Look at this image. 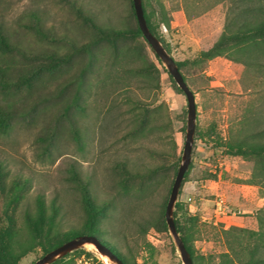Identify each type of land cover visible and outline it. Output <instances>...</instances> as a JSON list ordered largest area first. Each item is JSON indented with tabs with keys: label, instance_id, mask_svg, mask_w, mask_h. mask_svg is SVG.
<instances>
[{
	"label": "rangeland",
	"instance_id": "1",
	"mask_svg": "<svg viewBox=\"0 0 264 264\" xmlns=\"http://www.w3.org/2000/svg\"><path fill=\"white\" fill-rule=\"evenodd\" d=\"M158 1L169 27L157 21ZM150 2L162 45L187 61L181 71L195 96L191 159L177 200L198 217L196 254L203 263L218 261L234 233V247L247 257L255 243L264 245V176L258 157L229 154L223 142L264 141V134L247 137L264 130V67L246 69L221 56L191 62L219 36L230 0ZM83 15L105 26L137 24L129 0H0V27L11 44L0 52V110L8 117L0 130V222L7 223V212L27 237L24 215H35L41 194L48 214L52 201L58 206L59 232L83 231L91 212L85 186L99 211L93 228L101 239L127 259L183 264L168 229L143 233L140 227L166 205L181 163L186 96L142 37L96 43L93 57L79 50L92 35ZM115 47L136 48L137 56L114 60ZM15 180L22 188L8 204ZM219 196L226 204L221 214L215 212ZM232 226L242 230L222 233ZM145 242L153 245L151 254ZM93 246L83 244L66 261L98 264ZM42 253L37 246L19 264H33Z\"/></svg>",
	"mask_w": 264,
	"mask_h": 264
},
{
	"label": "trees",
	"instance_id": "2",
	"mask_svg": "<svg viewBox=\"0 0 264 264\" xmlns=\"http://www.w3.org/2000/svg\"><path fill=\"white\" fill-rule=\"evenodd\" d=\"M129 4L132 15L136 18L132 0H129ZM158 4H160L161 11L160 17H158L159 19L157 21L165 27H169L170 19L165 13L163 4L160 1H158ZM142 8L150 31L161 41L156 30V23H154L156 12L151 7L150 0H142ZM83 16V21L88 23L92 29V35L88 41L79 47V50L87 51L91 57H93L91 54L92 46L96 43H100L101 41L110 42L113 44V46H115V43L118 39H133L136 37H142L145 41H147L139 29L138 24H136L135 27L105 26L103 24L96 23L92 17L88 15ZM10 48L11 44L9 38L0 27V52H8L10 51ZM114 51L116 52L114 60H116L118 56H127L128 54L137 56L136 48L132 47H128L123 50H117V47H115ZM50 56L53 55L51 54ZM217 56L241 63L246 69L251 66L257 68L264 67V0H230L227 7L225 22L219 36L209 48L200 50L198 55L194 57L191 62L203 63ZM53 57L55 58V62H57L59 59L58 56ZM66 57L69 58V55H66ZM156 57L158 56L156 55ZM63 58H65V56ZM175 62L182 73L183 79L186 81L185 75L181 69L186 65L187 61L175 60ZM84 70L85 68L80 71V77H82ZM73 99H77L76 95ZM7 119V115L0 110V130L3 131L8 127ZM139 123V131H143L147 123L146 119H143V121ZM263 134L264 130L255 131L247 135V137L260 138V136ZM223 146L227 150V153L232 155L240 154L242 156H246L248 154H252L258 157V161L256 162L259 169L258 173H262L264 176V141H247L246 137H243L241 140L234 142L231 140L224 141ZM258 173L255 171L252 176H257ZM186 176L187 172L184 174L182 183L186 180ZM4 181V173L0 167L1 191L4 190ZM21 186L22 185H20L17 180L12 183L10 187L11 197L8 201V204H13L18 199L20 193L19 190L22 188ZM82 189L84 193V199L87 201L91 211L89 219H87L85 222V229L83 231H71L67 233L59 232L56 222L58 206L54 203V201H52L51 213L48 214L41 194L37 195L35 199V215H31L28 211H26L24 215V224L26 230L25 233L28 234L27 237H21V229L17 227L14 219H12V216L5 212L7 223L4 224L0 222V264H19L21 257L35 249L37 246L43 250V255L47 251L59 246L63 242L81 234L96 235L98 238H100L93 228V221L95 218L94 216H96L99 211H93L95 207L93 206V203L90 199L89 192L85 186H82ZM180 191L181 186L179 188V193ZM165 206L157 216L150 214L148 217H146L145 225L140 227L143 233H146L148 229L167 231L168 228L164 217ZM173 218L176 229L180 234V237L184 242V245L189 252L194 264H264V245H261L263 247L261 250V246L255 243L253 247L249 249L247 257H243L242 253L240 252L241 250H238L234 247L235 239L231 237V235H234V233L228 236L226 239L228 246L227 251L221 253L220 259L218 261L213 263L201 262V259L196 254L193 245V236L197 226L198 217L196 215L188 214L184 209L183 203L179 200H176L174 204ZM234 230L241 231L242 229L232 226L228 229H223L222 233L229 235ZM100 240L102 243L109 246L125 264H149L147 259H144L142 262H138L135 258L127 259L115 246L110 245L104 239L100 238ZM144 245L151 254L154 250L153 245L148 242H145ZM77 251H79V249L68 252L49 264H69V261H66L67 256ZM98 264L105 263L99 260Z\"/></svg>",
	"mask_w": 264,
	"mask_h": 264
},
{
	"label": "water",
	"instance_id": "3",
	"mask_svg": "<svg viewBox=\"0 0 264 264\" xmlns=\"http://www.w3.org/2000/svg\"><path fill=\"white\" fill-rule=\"evenodd\" d=\"M133 8L137 20L139 29L141 30L144 38L153 48L156 55L163 61L168 72L172 75L176 84L184 92L187 99V122H186V132L185 139L183 144V150L181 155V163L178 166L168 200L165 206V222L169 233L171 234L179 255L181 257L183 264H194L193 260L187 251L184 242L182 241L180 234L178 233L173 218L174 204L177 200V195L179 193V188L182 183L184 174L189 166L191 159V150L193 144V136L196 126V102L193 91L190 89L186 81L183 79L182 73L180 72L174 58L168 53L165 47L162 45L161 41L150 31L142 8V0H132ZM85 243H92L96 250L101 255L107 256V258L113 261L116 264H125L122 260L116 255V253L106 244L102 243L100 238L96 235L90 234H81L74 238H71L59 246L47 251L41 257H39L33 264H49L56 260L57 258L65 255L68 252H71L78 247L82 246Z\"/></svg>",
	"mask_w": 264,
	"mask_h": 264
},
{
	"label": "built area",
	"instance_id": "4",
	"mask_svg": "<svg viewBox=\"0 0 264 264\" xmlns=\"http://www.w3.org/2000/svg\"><path fill=\"white\" fill-rule=\"evenodd\" d=\"M226 211V204L224 202V198L219 196L215 202V212L217 214L224 213Z\"/></svg>",
	"mask_w": 264,
	"mask_h": 264
},
{
	"label": "bare ground",
	"instance_id": "5",
	"mask_svg": "<svg viewBox=\"0 0 264 264\" xmlns=\"http://www.w3.org/2000/svg\"><path fill=\"white\" fill-rule=\"evenodd\" d=\"M88 244L90 245V244H92V243H88ZM92 246H93V244H92ZM93 247H94V246H93ZM94 248H95V247H94ZM94 250H96V248H95ZM100 257H101L102 261H103L105 264H116V263H114L113 261L109 260V259L107 258V256H105V255H101V254H100Z\"/></svg>",
	"mask_w": 264,
	"mask_h": 264
}]
</instances>
